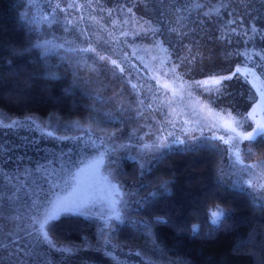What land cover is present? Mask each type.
<instances>
[{"label":"trees","instance_id":"16d2710c","mask_svg":"<svg viewBox=\"0 0 264 264\" xmlns=\"http://www.w3.org/2000/svg\"><path fill=\"white\" fill-rule=\"evenodd\" d=\"M29 1L0 0V114L5 118L89 119L93 97L82 88L85 72L95 69L112 75L115 66L110 60L130 63L136 44L160 45L172 60L193 62L197 70V66L207 69L202 62L206 56L213 58L212 67H219L221 49L217 46H225L230 54L220 68L231 71L243 63L242 48H256L257 42L262 47L256 49L264 50V38L257 36L245 43L243 35L253 23L264 29V0H39L40 8L48 9L49 19L66 10L63 20L55 19L65 26L54 24L58 30L53 29L51 36L55 39L66 31V48L67 43L75 46L66 58L50 52L47 40L40 41L38 16L28 11ZM108 12L112 13L110 23ZM27 16L35 19L37 34ZM87 18L90 22L83 24ZM89 47H95L106 62L99 58L85 66L87 51L80 49ZM250 147L254 155L246 154L247 161L264 169V142ZM222 156L210 144L195 151L174 149L143 176L137 163H124L126 177L142 182L138 195L143 203L132 213L136 221L114 233L119 248L138 250L152 263L264 264V210L247 191L227 182L228 171L224 170V182H220ZM163 182H167L166 193L147 197ZM217 207L231 215L213 227L211 214ZM156 217H164L167 224H153L146 230L144 222ZM55 224L51 234L65 244L100 248L108 237L99 234L101 227L95 220L83 216L62 217Z\"/></svg>","mask_w":264,"mask_h":264},{"label":"rangeland","instance_id":"374dc122","mask_svg":"<svg viewBox=\"0 0 264 264\" xmlns=\"http://www.w3.org/2000/svg\"><path fill=\"white\" fill-rule=\"evenodd\" d=\"M26 3L28 11L38 16L37 24L40 25L41 30H39L40 41L47 40L50 52L61 54L66 58V54L69 55L75 47L67 43L66 48V31L62 30L63 32L55 39L51 38L53 29L56 28L54 24L55 26L57 24L55 19L63 20L66 10H62L60 17L54 15V19H49L48 9L40 8L39 0ZM100 15L102 17V13ZM108 17L107 23H110L112 13L109 15L108 12ZM27 19L37 34L35 19L31 16L30 19L27 16ZM87 20L90 22L91 19L87 18L83 24L88 22ZM50 21L56 23L51 24ZM65 24L58 23L57 28ZM70 41L74 42L71 39ZM254 44L261 46L257 42ZM57 45H63V47L58 48ZM217 47L221 49V56L218 57L221 59L219 67L215 66L218 70L212 67L214 61L211 57L206 56L205 60H202L207 69H200L197 66L199 68L197 70L193 62L182 63L172 60L160 45L150 46L141 43L135 45V57L130 59V63L120 62L125 69L123 73L116 67L112 75L107 71L99 72L95 69L85 72L87 75L83 79L82 88L93 97V105L89 111L92 116L89 119L66 118L63 120L56 116L47 119L37 117L12 119L0 114V173L14 177L11 180L0 177V246H2L0 247V264H121V262L124 264H177L165 261L152 263L150 258H145L138 250L127 251L119 248L120 245H117L114 239V233L119 228L136 221L132 213L143 203V199L141 200L138 195L142 182L133 181L124 173V163L127 161L139 165L144 160L151 159L152 166L162 155L171 150L185 149L197 144H210L223 155L222 169L223 172L228 171L226 174L228 183L239 188L241 186L237 181L241 179L245 181L253 179L255 182L264 183V169L256 167L241 171L242 166H233V160L229 158L227 151L228 145L219 139H211L213 136H224L227 139L229 135H232L220 127L213 113H220L227 119V113L231 112L232 116L241 120L244 131H251L255 125L243 118H246L255 106L253 100L259 101L256 89L264 87V75L259 68L255 70L259 79L248 76L249 82H245L243 77L238 76L230 81H224L227 86L226 91L230 95L217 96L205 91L204 88L195 87L196 81H203L212 76H226L234 72L231 69L220 68L230 54L225 50V46ZM245 48L247 47L242 48V52L247 50L250 54L254 50L264 51L255 47ZM86 53L85 66L90 67V64L100 58L97 51ZM242 60L241 68L244 67V57ZM252 60L254 63L264 64L258 56L252 55ZM161 61L164 63L161 64ZM174 65L179 66L176 67L175 73H171L169 69ZM248 66L252 67V64ZM165 72H168L167 76L164 75ZM165 83L170 85V89L176 90V96H173L170 89L163 88ZM253 83L256 87H253ZM132 84H136L137 88L133 89ZM209 108L212 109V113H209ZM261 115L258 109L257 119ZM12 121L19 123L14 128L7 127ZM185 121L188 123L186 124ZM213 123H216V127L212 126ZM48 132H52L53 135L48 136ZM169 133L172 135L170 136ZM177 137L185 143H177ZM158 138L164 140L167 147H158L151 152L143 148L144 144L151 145L157 142ZM101 141H103L102 145ZM250 146L248 141L240 144L245 164H249L245 150ZM100 152L107 153L104 166L101 168L102 175L109 176V173H112L109 178L114 177L113 183H119L123 191L128 193L124 197L125 203L119 206L122 220L106 223L104 214L107 206L98 203L99 211L94 208L89 214L76 216L95 220L99 230L101 227L99 234L102 232L108 235L100 248L65 244L57 241L51 233L57 247H50L30 226L29 220V216L36 211L32 207L33 202L36 201L35 193L40 192L41 187L47 192V185L43 181L44 170L37 171L38 166L44 165L51 171L52 165L47 162L54 161L58 173L61 166L65 165L75 171L95 159ZM142 157L144 160L141 159ZM233 172L236 173L235 176L231 175ZM68 192L70 193L71 189H68ZM51 195L49 193V196ZM257 195L260 196L259 202L264 203V190ZM66 216L70 215L62 214L60 218ZM60 249H70V251Z\"/></svg>","mask_w":264,"mask_h":264},{"label":"snow or ice","instance_id":"6c2138e0","mask_svg":"<svg viewBox=\"0 0 264 264\" xmlns=\"http://www.w3.org/2000/svg\"><path fill=\"white\" fill-rule=\"evenodd\" d=\"M74 5H69V7H73ZM57 8L60 7L59 4L56 5ZM197 7H203V5H197ZM176 11H179V8L175 9ZM216 12H219V9H215ZM111 15V13H109ZM204 15L208 16L209 13L206 12ZM229 23H235V21H229ZM172 31H177L176 29H171ZM233 33H236V29H232ZM179 35L180 33L177 32ZM237 35H240L239 33H236ZM124 35H127L124 33ZM184 35H187V33H184ZM245 37H247L248 41L254 40L257 36H260L261 38H264V29L259 28L255 23H253L249 29V31H246L243 33ZM48 42H46L47 44ZM229 43L231 41L229 40ZM39 48H45V45H37ZM56 47H63V45H57ZM164 51H167V49H163ZM45 51L47 49L45 48ZM80 51H92L95 52L96 49L94 48H85L80 49ZM127 55V54H125ZM239 55L244 57V67L241 68L240 66H237L235 71L232 72L229 75L226 76H212L209 79L203 80V81H196L195 87L204 88L205 91L209 92L210 94H216L217 96L220 95H230V93H227L226 91V85L224 84V81H230L234 77H243L245 82L248 81V76H252L255 79H259L258 76H256V69L259 68L262 75H264V64H257L254 63L252 60V55L258 56L260 61H264V51H253L252 54H250L247 50H245L242 53H239ZM106 57L101 55L100 60H105ZM110 63L114 65L116 68H119L120 72H124L125 69L120 66V64L117 62L116 59H111ZM164 61H161V64H163ZM252 64V67H249L248 65ZM179 65L172 66L169 71L171 73H175L176 67ZM164 75H168V72H165ZM157 83H159V80H157ZM133 89L137 88L136 84L131 85ZM189 87H192V85H189ZM253 87H256L255 83H253ZM163 88L170 89V85L165 83L163 85ZM181 88H183V85H181ZM172 91L173 96L177 95V92L175 89H170ZM257 93L259 94V101L253 100V104L255 105L252 108V111L247 114L246 120L251 121L255 127L251 128V131H244L243 130V123L241 120H238L236 117L232 116L231 112L227 113V119H225L223 116L220 115V113H213V115L216 117L217 123L220 124V127H223L225 131H228L232 133V135H229L227 139H225L224 136H213L211 139H219L224 144L228 145V153L229 158L233 160V166L240 165L241 171H248L251 169L256 168L257 164H245L244 158L241 154L240 144L244 141H248L250 145H254L256 142H264V87H259L256 89ZM191 95V93H189ZM142 103V101H141ZM169 105L171 104V101H168ZM151 107V105H149ZM206 107V106H205ZM262 113L259 119H257V110ZM209 113H212V109H208ZM223 111V110H221ZM19 122L12 121L11 124L7 125L9 128H14L17 126ZM187 124L188 121H185ZM175 126V124H173ZM213 127H216V123H213ZM48 136H52V132L47 133ZM171 136L172 133H169ZM176 142L179 144H184L185 142L183 140H180L178 137L176 138ZM103 144V141H101V145ZM204 145H192L185 147V151H195L200 147H203ZM158 147H167V144L164 140H161L158 138L157 142H154L153 144H144L143 148L151 152L153 149H156ZM246 154L251 157L254 155L252 152L251 147L246 148ZM107 155L106 152H100V154L93 160L89 161L87 164L84 165V167H79L77 170L73 171L71 168H67L65 166H61V170L58 173L56 171V165L54 161H48V164L52 165L51 171H49L47 168L44 167V165H40L37 168V171H40L41 169L44 170V176L43 181L44 184L47 185V192L44 191L43 187H41L40 192L35 193L36 195V201L33 202L32 207L36 209L35 213L29 216V220L31 221V225L34 229V231L39 235V237L47 243L50 247L56 248V244L53 242L52 233L56 227L55 221H58L61 217V215H86L91 213V211L96 208L97 211L99 209L97 208L98 203H102L107 206V211L104 214L105 215V222L109 221H121L122 220V212L120 209V205L125 203L124 197L128 195V193H125L122 189V187L119 185V183H113V179H110L109 176L112 175V173H109V176H104L101 173V168L104 166L105 163V156ZM144 160V158H141ZM152 160H144L143 163L139 164V169L141 175H146L149 172V169L151 168ZM232 176H235L236 173L233 172L231 174ZM0 177H3V179L11 180L14 179V177L11 176H5L3 173H0ZM85 177H89V179H85ZM221 183L224 182V172L223 169H221V175L218 177ZM237 183L241 186V189L243 191H247L248 195L252 197L254 201H259L260 196L257 195L261 190H264V183L261 182H255L253 179L248 180H238ZM247 186L246 188L244 186ZM68 189H71V192H68ZM251 191H248V190ZM168 191L167 182L161 183L157 191L152 192L149 191L147 193V197L154 198L157 195H163ZM41 193L43 195H41ZM49 193L52 195L49 196ZM15 195V193H13ZM261 209L264 210V203H261ZM231 213L223 208L217 207V210L212 212L211 216V225L213 227L221 225L223 221H225L228 217H230ZM153 224H167V220L164 217H156L154 221L152 222H144V228L146 230H150L153 226ZM194 232L197 231L196 226L192 229ZM2 247V246H0ZM61 251H70V249H60Z\"/></svg>","mask_w":264,"mask_h":264}]
</instances>
